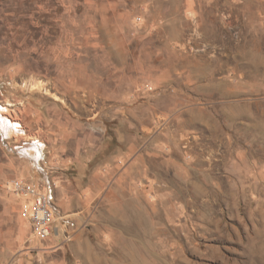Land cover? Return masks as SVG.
Wrapping results in <instances>:
<instances>
[{
  "label": "rangeland",
  "instance_id": "1",
  "mask_svg": "<svg viewBox=\"0 0 264 264\" xmlns=\"http://www.w3.org/2000/svg\"><path fill=\"white\" fill-rule=\"evenodd\" d=\"M0 115V264H264V0H0Z\"/></svg>",
  "mask_w": 264,
  "mask_h": 264
},
{
  "label": "built area",
  "instance_id": "2",
  "mask_svg": "<svg viewBox=\"0 0 264 264\" xmlns=\"http://www.w3.org/2000/svg\"><path fill=\"white\" fill-rule=\"evenodd\" d=\"M4 117L8 122H11L6 116ZM9 185H11V191L21 198L20 214L29 221L31 231L35 236L42 240L55 237L59 241L55 247L61 246L70 238L69 230L75 227L74 222L69 219H56L51 205L52 190L50 184L40 185L35 181L25 182L12 179Z\"/></svg>",
  "mask_w": 264,
  "mask_h": 264
},
{
  "label": "crops",
  "instance_id": "3",
  "mask_svg": "<svg viewBox=\"0 0 264 264\" xmlns=\"http://www.w3.org/2000/svg\"><path fill=\"white\" fill-rule=\"evenodd\" d=\"M14 175H15V178H19V177H23L22 175H23V173H21L20 171H18V172H14Z\"/></svg>",
  "mask_w": 264,
  "mask_h": 264
},
{
  "label": "bare ground",
  "instance_id": "4",
  "mask_svg": "<svg viewBox=\"0 0 264 264\" xmlns=\"http://www.w3.org/2000/svg\"><path fill=\"white\" fill-rule=\"evenodd\" d=\"M3 123H4L3 117L0 115V126H3ZM8 123H10V122H8Z\"/></svg>",
  "mask_w": 264,
  "mask_h": 264
}]
</instances>
